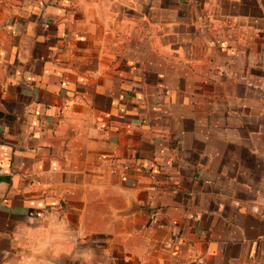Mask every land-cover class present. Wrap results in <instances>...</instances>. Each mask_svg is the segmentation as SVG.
<instances>
[{
  "label": "crops",
  "instance_id": "0c3cea01",
  "mask_svg": "<svg viewBox=\"0 0 264 264\" xmlns=\"http://www.w3.org/2000/svg\"><path fill=\"white\" fill-rule=\"evenodd\" d=\"M0 264H264V0H0Z\"/></svg>",
  "mask_w": 264,
  "mask_h": 264
}]
</instances>
